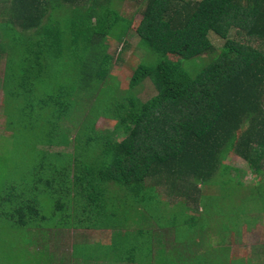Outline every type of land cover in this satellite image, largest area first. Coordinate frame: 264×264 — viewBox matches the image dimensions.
Listing matches in <instances>:
<instances>
[{"label":"trees","instance_id":"trees-1","mask_svg":"<svg viewBox=\"0 0 264 264\" xmlns=\"http://www.w3.org/2000/svg\"><path fill=\"white\" fill-rule=\"evenodd\" d=\"M128 1L140 5L135 32L146 54L123 89L106 37L128 46L136 16L122 12ZM210 33L224 45L215 46ZM2 41L8 47L7 127L17 115L34 141L28 150L37 155L29 175L60 204L51 229L38 224L37 201L25 194L8 196L10 215L26 232L20 242L47 248L49 264L52 229L110 227V217L120 216V210L109 213L110 205L125 208L126 198L116 195L121 190L148 196L161 208L168 206L165 190L181 199V208L201 205L215 227L231 225L230 232L243 222L257 224L249 211L264 214V0H0ZM146 81L154 93L145 100L138 89ZM101 118L114 126L99 129ZM64 121L77 126L69 129ZM229 154L254 166L259 181H242L238 169L224 163ZM137 210L123 211L127 224L142 217ZM189 218L215 229L202 216ZM211 238L199 240L197 251L188 245L189 255L216 253Z\"/></svg>","mask_w":264,"mask_h":264},{"label":"rangeland","instance_id":"rangeland-1","mask_svg":"<svg viewBox=\"0 0 264 264\" xmlns=\"http://www.w3.org/2000/svg\"><path fill=\"white\" fill-rule=\"evenodd\" d=\"M137 6L140 5L138 4ZM137 6L128 1L124 3V6L122 7V12L126 15H136L133 21L134 32L127 38L130 40L128 46L124 49V43H120L111 36L106 37V41L110 44L109 51L114 55L116 61L113 73L118 76L123 89L128 87L129 78L133 70L141 61H143V57L146 54L145 51L139 47V36L135 32L141 20L140 12H136ZM210 39L217 47L223 46L225 42L215 33H210ZM2 42L3 44L0 45V264H49L46 259L48 251L47 248L41 250L39 253V248H29L28 246L33 244L34 241L28 240L20 242L21 238L27 236L26 232L19 230V227L16 224H12L14 218L12 219L10 215V211H13L14 207H12L9 203L8 196L10 198L13 197L11 195H16V197L13 198L20 200L21 195L19 193L25 194L30 199L37 201V208L39 209L40 214L36 217V221L41 222H38V224H42L43 229H51L58 219V215L54 216V214L58 212L60 204L57 202L55 192H45L43 190L42 192L38 191L36 182L32 179V175H29V171L32 170V166L34 162H36L35 158H37V155L28 150L31 145L30 143L34 141H30V139H27L29 136H25L27 129H23L19 126L17 115L13 121V128L10 129L12 126L10 128L7 127L9 116L6 113L7 88L4 85V76L8 47L4 44V41ZM138 90L139 96L145 100L151 97L154 93V88L150 81H146L141 87H139ZM114 123V120L101 118L97 123V127L102 130H110L114 126ZM63 125L65 127H69V129L77 126L75 123L70 121H64ZM39 130L41 131L42 129H37L38 134L40 132ZM43 131L48 132V128L45 127ZM74 135L75 131L71 133V138H73ZM37 147L48 149L51 152L73 151V147L70 145H40ZM224 163L231 165L235 170L238 169L241 174V180L246 184L253 186L255 182L259 181L257 174L253 171L254 166L249 165L240 157L234 154H229L225 157ZM237 174V172L232 171L233 177ZM34 185L37 188L35 193L32 190ZM6 188L8 190H6ZM11 188H13L16 192H12ZM164 192V201L168 204V206L165 205L164 208H161L156 203L152 205L148 196L145 198L141 194H139V197L138 194L129 196L126 190H121L120 193L118 191L116 193L118 197L121 195L126 198L123 199L122 203L125 208H120L117 204L116 206L111 204L109 207V213H112L115 210H120V216L117 219L110 217V221H114L112 224H118V226L120 225L124 228L129 225L126 223L123 211L127 209L131 213L138 215L137 209H140L142 212V218L137 220L139 224H152V221L155 225L166 224L171 229L168 235L169 240H167L169 241L168 243L171 242L167 249L171 251L167 254V256H169V264H176L177 262H180V264L216 263L217 261L215 260V257L212 256V252L205 257L204 251L202 255H189L190 248L197 251L199 248L197 244L199 240L203 244H206L211 235L212 238L210 246L217 252V255L221 257V259L225 258L227 262L224 261V264H232L233 261H235L233 264H264V214H258L255 210H251L248 212V218L250 220H254V217H258L259 221L257 224L254 225L251 223L248 225L246 222H243L238 227L239 230L235 232H230L231 228L233 230V226L231 225H228L231 227H229V230L227 229L228 226H224L219 230L218 226H214V223H216L214 220L215 218L210 217L211 220L208 219L209 217H207L205 212L203 213L201 205L196 202H189L186 208H181V199H175L174 197L170 198L166 194L167 191L164 190ZM152 194L153 193L149 190L148 195L152 196ZM170 200L172 202L171 204ZM17 208L20 209L21 205ZM23 213L27 219L29 217L28 210H23ZM189 216L191 218L194 216H202L203 219H207L209 225L211 227H215V229L213 231L209 229L204 230L203 225H207L206 221L203 222V224H199L198 220H194L192 225V221H189ZM223 219L225 218L223 217L222 221ZM131 222L134 223V221ZM33 224L34 223H32L31 226H33ZM217 225H219V223ZM174 234L176 235L178 244H175L176 241L173 242ZM86 235H88V233H76L75 239L76 241L81 242L85 240L84 238ZM52 237L53 240L56 239L58 241L57 245H55L53 241L51 242L52 252L61 253L63 250L65 251L67 245H70L72 241L70 234L65 232H60L58 236H54V233L51 232L50 238ZM194 241L196 243L195 247ZM22 245H27V247H23ZM229 248L231 250H229ZM227 251L229 252L225 255V252ZM76 256L77 254L73 255L75 259ZM239 258L251 260L242 261L239 260ZM164 260H166V254L164 256ZM217 264L223 263L219 259Z\"/></svg>","mask_w":264,"mask_h":264},{"label":"crops","instance_id":"crops-1","mask_svg":"<svg viewBox=\"0 0 264 264\" xmlns=\"http://www.w3.org/2000/svg\"><path fill=\"white\" fill-rule=\"evenodd\" d=\"M142 218V217H140ZM137 222V219H136ZM129 226L126 228H117L118 225H110L107 228H88V227H64L60 229H52L58 236L60 232L70 234L71 243L68 244L66 250L61 253L52 252L51 242L58 244L56 239L50 240L49 249L52 254L53 264H169V254L171 251L167 250L169 241V231L171 230L166 224L155 225L145 223H132L129 219ZM78 231V232H75ZM88 233L85 240L76 241V233ZM149 233V234H148ZM175 242V238L173 239ZM36 244V243H35ZM79 245L77 249L76 259L73 257L74 245ZM176 244V243H175ZM40 248L39 243L32 247ZM229 250H231L229 248ZM40 252V251H39ZM229 251L225 252V255ZM166 254V260L164 256ZM213 254V253H212ZM217 261L219 256L217 252L212 255ZM221 258V257H220ZM243 261H250L240 259ZM222 261L227 262L225 258ZM231 263V262H230ZM176 264H180L177 262Z\"/></svg>","mask_w":264,"mask_h":264}]
</instances>
